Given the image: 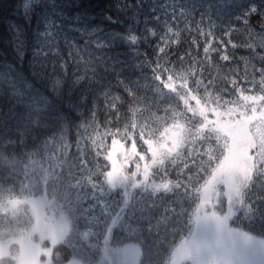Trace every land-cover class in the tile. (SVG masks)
Here are the masks:
<instances>
[{
    "label": "trees",
    "instance_id": "1",
    "mask_svg": "<svg viewBox=\"0 0 264 264\" xmlns=\"http://www.w3.org/2000/svg\"><path fill=\"white\" fill-rule=\"evenodd\" d=\"M251 3L264 6L0 0V241L15 251L14 240L34 222L27 204L33 196L69 222L50 253L61 264H100L105 249L129 243L138 246L137 264H170L173 248L194 228L202 186L225 154L222 124L261 112L254 123L264 132V20H236ZM153 28L155 37L145 40ZM134 33L136 45L129 42ZM57 47L61 54L45 55ZM175 123L179 142L160 151L146 175L134 176L133 160L128 168L115 163L110 149L117 143H132L152 160L150 145ZM260 134L248 146L251 172L228 204L232 226L264 237ZM220 199L227 197L219 198L224 211ZM0 264L16 259L7 255Z\"/></svg>",
    "mask_w": 264,
    "mask_h": 264
},
{
    "label": "rangeland",
    "instance_id": "2",
    "mask_svg": "<svg viewBox=\"0 0 264 264\" xmlns=\"http://www.w3.org/2000/svg\"><path fill=\"white\" fill-rule=\"evenodd\" d=\"M262 116L261 112H256L238 122L222 124V129L229 136L225 154L202 186L200 201L194 213V228L175 245L170 255V264H181L186 259H191L193 264H264V237L232 226V209L228 204L231 203V197H236L242 189V179L246 180L251 172L248 146L260 134L259 129L262 127L259 128L254 122ZM180 127L178 123L169 126L164 131L163 139L150 145L152 160L139 153L132 143L115 144L110 149L111 156L113 153V158L117 156L114 161L119 168L123 164L128 168L133 160L138 163L134 176L138 173L146 175L160 151L171 149L172 145L179 142ZM259 140L263 141L259 144L264 145V132L260 134ZM222 195L227 197L224 204L220 199L224 211L219 207ZM27 204L33 211V225L23 236L14 240L17 244L13 252L9 241H0V258L7 255L15 257L16 264H61L50 253L68 231L67 218L52 207L46 208L38 197L28 198ZM45 239L48 243L43 245L42 240ZM111 249L104 250L100 264H137L139 249L136 244H124ZM62 264L87 263L79 259H68Z\"/></svg>",
    "mask_w": 264,
    "mask_h": 264
},
{
    "label": "snow or ice",
    "instance_id": "3",
    "mask_svg": "<svg viewBox=\"0 0 264 264\" xmlns=\"http://www.w3.org/2000/svg\"><path fill=\"white\" fill-rule=\"evenodd\" d=\"M149 10L152 11V12H155L154 8H150ZM174 12H175V9L173 10V15H174ZM180 14L182 16L183 15H187V11L186 10H182ZM243 15L246 17L243 21H241L240 16L236 17L237 23L244 22V23L251 24V22L253 21V17H258L259 19L264 20V6H258L255 3H251V4H249L247 6V8H246V10H245ZM154 19L159 20L160 17L159 16H155ZM173 23H175V20H173ZM48 31H50V30H47L45 32L46 36L48 35ZM233 31H235V28H233ZM52 35H54V32H52ZM154 37H155V29L153 28L149 32V35L144 37V39L147 40V39H152ZM229 38H231V33H229ZM140 40H141L140 36L138 34H136V33H134L132 36L129 37V42L131 44H133V45H136L138 42H140ZM85 43L87 44V41H85ZM57 45H58V41H57ZM93 46L94 47H98V48H102V47L105 46V42L101 43L100 41H96ZM158 51H159V49H158ZM49 54L50 55H57V54H61V53L59 52V48L57 47V51L56 52H54V53H45V55H49ZM144 54L147 55V53H144ZM169 59H171V57ZM53 67H55V65ZM67 67H68L67 66V62H65V64L63 65L64 72H67Z\"/></svg>",
    "mask_w": 264,
    "mask_h": 264
}]
</instances>
